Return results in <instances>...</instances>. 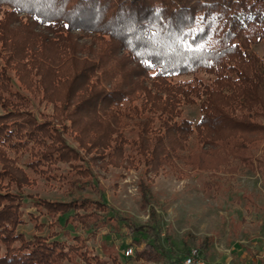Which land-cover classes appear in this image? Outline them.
<instances>
[{
    "label": "trees",
    "instance_id": "obj_1",
    "mask_svg": "<svg viewBox=\"0 0 264 264\" xmlns=\"http://www.w3.org/2000/svg\"><path fill=\"white\" fill-rule=\"evenodd\" d=\"M254 47L264 50V0H0V264L119 263L84 237L113 221L144 245L137 260L180 263L156 221L135 226L102 200L24 190L44 178L84 191L98 179L92 164L216 178L240 165L264 177V56ZM60 164L67 173H55ZM141 191L147 206L144 182ZM29 206L30 237L19 230Z\"/></svg>",
    "mask_w": 264,
    "mask_h": 264
},
{
    "label": "rangeland",
    "instance_id": "obj_2",
    "mask_svg": "<svg viewBox=\"0 0 264 264\" xmlns=\"http://www.w3.org/2000/svg\"><path fill=\"white\" fill-rule=\"evenodd\" d=\"M40 31L43 27L36 28V32ZM254 49L264 56L262 47ZM38 111L52 114L53 107L41 106ZM186 112L188 117L197 120L194 108H188ZM69 141L73 142L71 138ZM91 166L98 179L89 180L90 186L84 191L73 190L70 194L58 181L46 182L44 178L24 191L47 201L102 200L113 215L135 226L150 227L156 221L163 229L160 240L165 247L168 245L164 233L171 235L176 251L172 260L180 262L177 264H182L191 248L199 249L202 244H207L202 251L211 263L264 264V177L260 171L252 172L237 165L239 168L235 173L223 171L217 178L208 172L179 177L162 171L144 176V167L136 170L111 166L104 170ZM59 168L55 172L58 175L69 170L67 164H60ZM141 182L151 191L147 206L143 202ZM207 182L214 184L209 191L205 189ZM35 212V208L26 207V223L19 227L29 237L35 233L29 215ZM41 219L52 220L45 216ZM123 225L125 223L121 221H113L97 230L94 237L84 235L86 244L101 259L108 254L121 256L119 263L110 261L109 264H155L137 260L135 251L144 245L137 248L134 236ZM129 247L134 248V255L126 257L125 251Z\"/></svg>",
    "mask_w": 264,
    "mask_h": 264
},
{
    "label": "built area",
    "instance_id": "obj_3",
    "mask_svg": "<svg viewBox=\"0 0 264 264\" xmlns=\"http://www.w3.org/2000/svg\"><path fill=\"white\" fill-rule=\"evenodd\" d=\"M134 255V248L129 247L125 251V256L130 257ZM182 264H216L209 262L201 249L191 248L187 255H185Z\"/></svg>",
    "mask_w": 264,
    "mask_h": 264
},
{
    "label": "crops",
    "instance_id": "obj_4",
    "mask_svg": "<svg viewBox=\"0 0 264 264\" xmlns=\"http://www.w3.org/2000/svg\"><path fill=\"white\" fill-rule=\"evenodd\" d=\"M215 263V262H214Z\"/></svg>",
    "mask_w": 264,
    "mask_h": 264
}]
</instances>
